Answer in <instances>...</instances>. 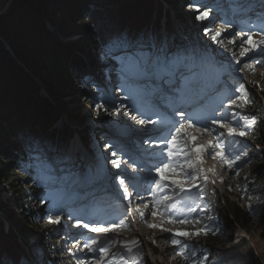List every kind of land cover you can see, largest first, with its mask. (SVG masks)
I'll use <instances>...</instances> for the list:
<instances>
[{"label": "rangeland", "instance_id": "374dc122", "mask_svg": "<svg viewBox=\"0 0 264 264\" xmlns=\"http://www.w3.org/2000/svg\"><path fill=\"white\" fill-rule=\"evenodd\" d=\"M212 1L215 3L222 2V0ZM10 2L11 0H0V18L9 12L12 6ZM191 3L192 0H175L174 5H164L167 12H165L162 21V35L154 47V57L152 56L150 59L152 63L148 66L150 72L155 75L157 87L164 86L166 73L173 75L172 68L169 66L170 70L163 74L153 70L157 58L161 62L167 61L165 44L167 33L163 29V22L166 23L169 20L180 36L183 35L180 30L181 23L188 30H191L190 28L196 30L202 20H195L196 16L189 18ZM198 7L201 12L203 9H212V6L206 8L203 4H198ZM218 13L217 16L209 14V17L212 18L203 24L200 39L202 42L211 41L217 48L216 53L213 51L208 52V54L204 52L209 61L212 75L209 74L210 78L206 79L209 72L207 67H204L207 65L203 60V52L195 49L194 56L198 64V76H200L195 83L188 86L186 91L189 99H194L193 101L196 102V105L193 106L196 109L192 114L193 123L199 119L202 123L207 124L206 127L215 129L216 134L203 139L199 147L203 150L212 146L214 149L212 159L202 150L193 151L190 165L185 153H187L188 148L195 146L189 139L187 147H184L186 137L183 135L176 138V143L173 146V157L165 158V148L155 154L147 153V150L151 151V147H148L149 141H158L166 135L171 139L175 134L174 129L177 121L173 122V120L176 118L174 116L164 117L158 106L159 100L155 106L156 114L150 112L141 114V110L148 107L145 105V99L132 96L131 92L124 86L125 84L122 85L116 69L108 70L107 83H105L103 78H99L97 73L95 74L94 67L90 65L87 57L83 58L84 68L80 71L81 74L77 81H74L73 89H71V92H77L79 89L80 95L76 93L75 97L69 96L65 100L73 101L72 108L76 116H83L84 114L91 116V127L97 129L96 139L100 142L99 149L101 152L97 157V154L89 151L83 141L86 128L83 126L75 127L69 117L62 114L61 119L55 123L54 130H63L66 125H69L72 133L60 143V146L55 145L57 150L49 155L52 156L49 168L57 177L67 178L76 175L75 179L78 183H71L64 190L62 186L43 182L39 172L35 173L32 167H28L19 161L16 162L11 155L12 153H9L6 162L11 167L10 173L15 170L19 176V181L23 176H26L27 179L14 183V186L4 185L1 180L5 175L1 172V168L0 202L2 201L3 205L9 207L8 211L16 215L18 209L15 203L19 196L28 201L27 209L38 219L36 228L29 229V235L31 236L30 241L36 243L41 251L42 260L38 261L39 264L74 263L75 260L73 259L75 258L71 255V243L63 242L66 238L72 239L69 237V232L76 233V237L81 235V237L93 238L96 241L92 245H87L88 252L80 258L79 264H114L113 262L117 259L122 260V256L118 255L120 252L123 254L140 252L139 255L142 257L143 264H188V257L184 254L180 255V252L189 244H204L205 235L201 230L205 224L216 218L217 215L222 217L228 212L226 205L228 200L229 202H240L241 205L245 204L243 196L247 177L256 169L255 167L264 163L259 164L257 159V156L264 154V146L255 137L256 135L259 136L261 129L259 128L256 133L249 134L243 128L241 118H236V113H242L244 117L251 113L250 109L240 106L243 103L238 100L237 90L241 85L247 87L250 97L254 101H261L264 109V99L261 96V91L264 90V55H261L259 49L254 47L247 55L242 56V41L246 40L247 37L242 36L241 33H251L252 40L255 42L264 40V34L259 30L264 25V0H233L229 4L223 5L222 10ZM214 22L216 23L213 25ZM47 27L51 33L56 32L49 23H47ZM206 28L210 29L207 35L205 34ZM217 32L220 35L216 41H212L211 35ZM193 43L196 46L198 41ZM6 46L7 50L11 52L9 46ZM243 47H248V45L245 44ZM259 47L264 48V44L259 45ZM162 51L163 53H161ZM258 60L263 63H257ZM200 72L201 74H199ZM161 75H163V79H161ZM149 83L150 79L147 86ZM40 93L46 95L43 87H41ZM215 94L221 99L219 100L220 105L219 101L215 102L214 100ZM158 97L162 101L167 99L161 98L164 97V91L160 92ZM77 99L80 102H77ZM189 105L192 107L193 104ZM164 109L167 110V108ZM176 111H181V109L174 110V112ZM140 119L146 121L152 119L158 122L141 125ZM169 121L172 122L171 125ZM109 125L113 129L108 128ZM229 128H234L236 133L230 135ZM196 129L199 130V128ZM241 131L246 134L239 135L238 133ZM145 134L152 136L149 137ZM133 135L139 136V141L145 149L146 158H162L164 163H168L169 160L172 161L169 167L164 169L168 172L163 171L165 178L163 187H157L155 183L160 178L156 168L160 166L161 162L151 165L147 163L143 167L144 175L140 181L145 186L137 210L129 208L130 205L136 203V200L132 201L131 197L125 193L124 186L119 184V177L128 170L122 167L117 168L111 163L113 159H118L122 153L120 151H123L126 145H132L130 139ZM146 142L147 144H145ZM113 152L116 153L115 156H112ZM222 156L224 159H221ZM237 156L240 157L239 160L235 159ZM65 159H67L66 165L63 166ZM197 160L200 162H196ZM176 164H179L180 167H176ZM61 169L64 171L62 172ZM98 176L99 178H97ZM92 178H97L98 181L92 182L94 181L91 180ZM106 179L108 190L99 186V183H104L103 180ZM262 180L264 182V177ZM112 181L117 185V192L113 190ZM173 181H177L179 184L173 183ZM179 187H183L185 191H179ZM129 189L128 192L130 193ZM14 191L19 193H14ZM48 191L56 192L52 199L48 197ZM79 191H84V195L97 192L106 201V204L98 202L97 205H90V207L94 210L100 204L104 205L106 210L103 211L108 216L106 219L101 218V216V219L98 220L102 221H96L103 223L104 227L116 225L111 231L102 235L110 238L109 243L104 244L101 238L91 237L89 234L92 232H87L85 227L74 228L75 225L71 222V216L64 217L63 209L76 203L77 198L74 197V194L79 193ZM79 194L78 199H81L82 195ZM159 194H161V199L155 201ZM82 202V200L78 201L80 207L85 206V203ZM141 211L144 212L143 218L140 216ZM153 212L155 215H152ZM111 213L114 214L113 217L110 215ZM110 217L114 219L110 220ZM49 218L52 220L58 218L59 223H51ZM17 219L21 224L23 220L19 217ZM121 219L125 220L126 226L119 224ZM0 221L3 223L6 234H10L12 229L16 231L1 208ZM82 224L86 223L82 222ZM248 224V231L238 225L234 226L235 229H225L226 233L222 234L221 239L226 240V242L219 246V250L228 252L233 247L246 243L253 249L260 264H264V224L258 223L256 217H251V222ZM149 225H159V227H149ZM181 232L189 233V235H177ZM230 238L233 242L229 244L227 242ZM133 240H138L139 243H132ZM173 240L176 241L175 244L172 243ZM17 241L23 245V239L20 236H18ZM101 248H105L106 251L101 252Z\"/></svg>", "mask_w": 264, "mask_h": 264}, {"label": "trees", "instance_id": "16d2710c", "mask_svg": "<svg viewBox=\"0 0 264 264\" xmlns=\"http://www.w3.org/2000/svg\"><path fill=\"white\" fill-rule=\"evenodd\" d=\"M231 1L192 0L189 18L199 15L194 8L198 4L206 8L212 6L207 11L211 16H217L221 6ZM165 4L174 5L175 0H14L9 12L0 18V169L5 175L1 183L14 186V183L27 179L23 176L19 181L15 170L10 173L11 167L6 162L9 153L16 162L32 167L35 173L39 172L43 182L62 186L64 190L75 182L76 175L59 178L49 168L52 159L49 155L72 133L69 125L63 130H54L62 114L67 115L75 127L86 128L83 141L88 150L98 157L100 142L96 139L97 129L91 127V116H76L73 101H66L65 98L80 95L79 89L77 92H71V89L84 68V57L89 59L95 74L105 83L108 70L116 69L122 85L125 84L132 96L140 97L147 88L150 76L132 61L130 54H143L146 60L154 55L167 12ZM211 18L208 16L202 20L196 30H188L181 23L183 36L177 33L169 20L163 22L167 33V61L180 80L198 74L193 42L201 44L203 60L210 67L204 51L207 49L216 53L217 48L211 41L202 42L200 39L203 24ZM47 23L53 26L55 33L50 32ZM261 27L259 30L264 34V25ZM41 87L46 95L40 93ZM247 93L252 101L245 106L251 110L248 120L243 119L242 113H236V118H241L243 128L249 134L256 133L260 128L259 136L255 137L264 146L262 102L254 101L248 89ZM237 94L240 97L243 93L237 90ZM261 96L264 99V90ZM77 102H80L79 99ZM246 124L252 126L245 127ZM108 128H112L111 125ZM257 159L259 164L264 162V154ZM255 168L247 177L243 196L245 204L228 200V212L222 217L217 215L202 228L204 244H189L182 249L189 259L188 264H260L253 249L246 243L228 252L219 250V246L226 242L221 239L225 229H235L234 226L238 225L248 231L251 217L264 224V163ZM54 193L48 191V197L52 199ZM10 195L13 196L12 193ZM15 204L18 212L13 215L8 211L9 207L0 202V208L16 230L6 234L0 221V264H37L42 260L41 251L36 243L30 241L29 229L36 228L38 219L27 209L28 201L22 196ZM17 215L23 220L21 224ZM18 236L23 239V245L18 243ZM96 237L101 238L104 244L110 242L109 237ZM232 242L230 238L227 243ZM139 253L120 252L118 255L122 256V260L117 259L113 263L143 264Z\"/></svg>", "mask_w": 264, "mask_h": 264}, {"label": "bare ground", "instance_id": "6f19581e", "mask_svg": "<svg viewBox=\"0 0 264 264\" xmlns=\"http://www.w3.org/2000/svg\"><path fill=\"white\" fill-rule=\"evenodd\" d=\"M160 53V52H159ZM163 53V51L161 52ZM160 53V54H161ZM159 54V55H160ZM154 57V55H153ZM262 62V61H261ZM263 63V62H262ZM261 64V63H260ZM201 66L203 67V64H201ZM205 67V66H204ZM262 68V67H261ZM199 72V70H198ZM216 73V72H215ZM149 74H150V83L149 85L147 86V88L144 90L143 94H141L140 96L143 97V99H145V105L148 106L147 108L141 110L142 113L141 114H146L148 112L152 113V114H156L157 111H156V108L155 106H157V101H158V106L160 108V110L163 112L164 114V117L167 116L168 118H170V116H174V118L178 119V118H181V116L179 115H175V112L174 110H178V108L181 109V111L183 113H188V116L186 117V119L192 121V114L193 112H195L196 109H194V105H196V102H194L193 100L189 99V95L186 94V91L188 90V86L192 85L193 83H195L198 79V74L192 78H188L186 80H180L174 73L173 75H170L168 73L167 76H166V80L164 81V86L163 87H157L156 85V80H155V75L152 74L149 70ZM201 74V72L199 73ZM209 77V73L207 74L206 76V79ZM160 85V84H159ZM198 87V86H197ZM195 88V87H193ZM192 88V90H193ZM219 90V89H217ZM216 90V91H217ZM164 91V97H161L162 99H165L167 98L166 100H161L158 96L160 94V92ZM196 92V91H195ZM203 93V92H202ZM208 93V92H207ZM191 94V93H190ZM218 95H214V100L215 102L221 100L220 98L217 97ZM192 98V97H191ZM195 98V97H194ZM197 101V100H196ZM199 103V102H198ZM189 104H193L192 107H190L191 105ZM204 104V103H203ZM206 104H209V103H206ZM220 101H219V105H220ZM164 108H167V110H165ZM158 109V108H157ZM163 109V110H162ZM181 111H178V112H181ZM160 112V111H159ZM177 112V111H176ZM177 112V113H178ZM184 117V116H183ZM191 117V119H190ZM198 117V116H197ZM173 119V118H172ZM174 119L173 122H176L178 120ZM170 125L172 124V122H170ZM192 127H187L186 126V129L188 131V133L194 137V139H191V143L195 146L194 148L196 149H199L201 143L203 142L202 140L207 138V137H212L213 135H215L216 133L214 132V130L212 128H209V127H206L207 124L205 123H202L201 121H199V119H196L194 121V123H192ZM176 126V125H175ZM199 128V130H197L196 128ZM205 127V128H204ZM185 129V131H186ZM206 129V130H205ZM186 131V132H187ZM149 134V133H148ZM147 135V134H145ZM194 135V136H193ZM147 136H152V135H147ZM152 138V137H151ZM130 143L132 145H126L125 146V149L123 150L125 152V150L127 148H129V154L132 155V152L130 150V148L133 149V151L137 154V156H139L141 158V161L143 162V164L146 166L147 163H150L151 164H155V163H159L161 162L162 158H157V159H154V158H146L145 157V149L144 147L142 146L141 144V141H139V136H135L133 135L130 139ZM154 143V142H153ZM156 142L154 143V147L156 146H161L162 144L158 143V145H156ZM197 145V147H196ZM159 148V147H158ZM147 150V148H146ZM159 151V150H158ZM203 152H206L207 156H210V158L212 159L213 158V154H214V149L213 147L211 146L210 148H204L202 150ZM147 153H150V154H153V153H158L157 150H152L151 151H146ZM116 160H121V158H118ZM153 160H156V161H153ZM66 161L67 159H65L64 163L62 164L63 166L66 165ZM126 161V160H125ZM125 163V162H124ZM62 166V167H63ZM144 166V167H145ZM61 171L63 172L64 170L61 169ZM130 174V170H128V172L126 173L127 176H129ZM144 175V173H143ZM99 176H101V174H99ZM99 176L97 178H99ZM97 178H92L91 180H94L92 182H97L98 179ZM96 179V180H95ZM104 183H99V186L101 187H104L105 190H108L107 189V179L106 180H103ZM75 184L78 183V181L76 180L74 182ZM90 183V182H89ZM169 183V182H168ZM74 184V185H75ZM72 185V186H74ZM87 185V184H86ZM110 185V184H109ZM111 185L113 186V190L117 192V185L115 182L112 181ZM145 186V185H144ZM95 189V188H94ZM76 190V189H75ZM88 190V189H87ZM84 192V191H83ZM82 191H79V193H81L82 195V198L81 199H78V197L80 196L79 193H75L74 194V197L77 198L76 199V203L72 204L71 207L69 208H64L63 209V213L67 214V213H70V214H75V213H88V211H93L94 213H101V216H102V212L103 210H106L104 209V205H100L98 207H96V209L92 210L90 205H97L98 202H103L106 204V201H104L101 197H100V194L97 193V192H92L91 194H87V195H84ZM91 192V191H90ZM104 193V192H103ZM102 196V195H101ZM108 196V195H107ZM109 199V198H108ZM83 201L82 203H85V206L83 207H80L78 205V201ZM80 203V202H79ZM70 205V204H69ZM68 205V206H69ZM137 205H140V203L138 202ZM61 208V207H60ZM59 208V209H60ZM96 211V212H95ZM112 217L114 216L113 213L110 214ZM80 219H76L75 223H76V226L74 228H80V227H84L82 224V222L84 220H87L85 218H81L82 217V214H79L78 215ZM82 219V220H81ZM106 219V218H105ZM98 221H102V220H98ZM98 221H95V224L97 225H103V223L101 222H98ZM106 221V220H105ZM104 221V222H105ZM95 233V232H94ZM106 232H102V234H105ZM77 236H81V235H77ZM69 237H71L72 239H64L63 242H70L72 243L71 241H73L74 238H77L76 237V234L75 233H72V232H69ZM85 238H81V240H77V241H84ZM75 242L78 244V242ZM79 245V244H78ZM88 252V251H87Z\"/></svg>", "mask_w": 264, "mask_h": 264}, {"label": "snow or ice", "instance_id": "6c2138e0", "mask_svg": "<svg viewBox=\"0 0 264 264\" xmlns=\"http://www.w3.org/2000/svg\"><path fill=\"white\" fill-rule=\"evenodd\" d=\"M194 8H195V11L199 12V15L196 17V19H198V20H205V19L208 18V16H209V11L206 10V11L201 12L198 6H194ZM209 32H210V29H207V28H206V29H205V34L207 35ZM219 35H220V33L217 32V33H215L214 35H211L210 38H211L212 41H216V40H217V37H218ZM241 35L247 37L246 40H243V41H242V45H241V47H242L241 55H242V56H243V55H247L250 51L253 50L254 47H256V48L259 49L261 55H264V48H260V47H259V45L264 44V40H261V41H259V42H255V41H253V40H252L251 33H241ZM230 42H232V41H230ZM245 44L248 45V47H243V45H245ZM130 58L132 59V61H133L135 64H137V66H139V67L141 68V70H143V71H145V72L149 71V67H148V66H149V64H151L152 62H151L150 60H146V58L143 56V54H141V55L130 54ZM260 62H261V61H259V60L257 61V63H260ZM153 70H154L155 72H157V73H161V74H163V73H165L166 71H168V70H170V69L168 68V63H167L166 60H165L164 62H161V61L159 60V58H157V61L155 62L154 66H153ZM163 78H164L163 75H161V79H163ZM238 91H240L241 93H243V94L239 97V99H240L241 101H243V104L240 105L241 107H242V106H246V105L252 103V101L249 100V98H248L247 89H245L243 85L240 86V88L238 89ZM98 107H100V106H98ZM177 115L183 117L185 114L181 111V112H178ZM243 119L248 120V117H244ZM157 122H158L157 120H152V119H149V120H147V121L144 120V119H140V120H139V123H140L141 125H144V124H146V123H147V124H155V123H157ZM192 126H193V125L191 124V122H189L188 125H187V127H192ZM221 126L223 127L224 125H221ZM251 126H252V125H250V124H246V125H245V127H251ZM185 129H186V125H185L184 123H180V124H179V127H176V128L174 129L175 134L171 137V139H165V140H161V141L158 142V143L164 145V148H165V151H166V157H165V158H171V157L174 156L173 146H174V144L176 143V138H177V137H181L182 135H183L184 137H186V138L184 139V145H183L184 147H187V144H188V140H189V139H194V137H192L189 133H187V132L185 131ZM205 130H206V129H205ZM234 133H236V130H235L234 128H229V134L231 135V134H234ZM238 134L241 135V136H243V135H245L246 133H245L244 131H241V132H239ZM109 147H110V146H109ZM200 150H202V149L188 148V151H187V153H185V155L188 156V159H189L190 165H191V163H192V160H191V153H192L193 151H200ZM177 151H179V149H177ZM115 155H116V153L113 152V153H112V156H115ZM162 155H163V153H162ZM221 159H224V157L222 156ZM235 159H236V160H239L240 157L237 156ZM196 162H200V161L197 160ZM111 163H112L114 166H116L117 168H119V166H120L119 161L116 160V159H113V160L111 161ZM171 163H172L171 160H169L168 163H164L163 160H162L160 166L156 168V172L158 173V175H159V177H160L157 181H155L157 187H163V186L165 185V178H164V175H163V170H164L165 168L169 167V165H170ZM175 166H176V167H180L179 164H176ZM229 167H231V165H229ZM237 175H239L238 172H237ZM173 183H177V184H179V182H177V181H173ZM119 184L122 185V186H124V191H125V193H127V194L130 196L131 193L128 192V188H127V186L125 185V182H124L123 179H120V180H119ZM179 191L183 192V191H185V189H184L183 187H179ZM145 207H147V205H145ZM152 215H155V213L153 212ZM140 216H141V218L144 217V212H143V211L140 212ZM49 222H51V223H59V219L57 218L56 220H52L51 218H49ZM119 224H120L121 226H126V222H125V220H123V219H121V220L119 221ZM83 226H84L85 228H88V227H89V225H87V224H84ZM114 227H116V225H110L109 227H106V228H96V227H93V228H91V231H94V232H101V231H103V232H107V231H111ZM149 227H159V225H149ZM197 234H198V233H197ZM177 235H189V233L181 232V233H177ZM91 242H92V243H96L95 240H93V241H91ZM132 243H139V241H138V240H133ZM172 243L175 244L176 241L173 240ZM85 247H87V245H85ZM100 251H101V252H104V251H106V249H105V248H101ZM183 254H184L183 251H181V252H180V255H183Z\"/></svg>", "mask_w": 264, "mask_h": 264}, {"label": "water", "instance_id": "95a60500", "mask_svg": "<svg viewBox=\"0 0 264 264\" xmlns=\"http://www.w3.org/2000/svg\"><path fill=\"white\" fill-rule=\"evenodd\" d=\"M13 2H14V0H11L10 3L12 4ZM11 4H10V5H11ZM215 23H216V22H214L213 25H214ZM213 25H212V26H213ZM195 45H196V46H195V49H196V50H201V51H203V49H202L203 47L201 46V44L197 43V44H195ZM205 51H207V49H205Z\"/></svg>", "mask_w": 264, "mask_h": 264}]
</instances>
